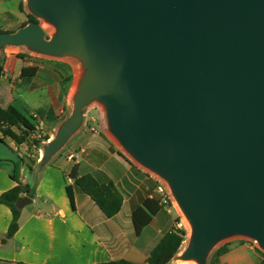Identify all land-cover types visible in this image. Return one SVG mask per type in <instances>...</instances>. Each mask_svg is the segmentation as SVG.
Segmentation results:
<instances>
[{"label": "water", "instance_id": "1", "mask_svg": "<svg viewBox=\"0 0 264 264\" xmlns=\"http://www.w3.org/2000/svg\"><path fill=\"white\" fill-rule=\"evenodd\" d=\"M37 21L0 32L81 66L46 164L98 104L126 157L168 185L190 227L179 261L235 239L264 253V0H24ZM41 23L53 28L47 36ZM22 198L18 207L29 203Z\"/></svg>", "mask_w": 264, "mask_h": 264}, {"label": "crops", "instance_id": "2", "mask_svg": "<svg viewBox=\"0 0 264 264\" xmlns=\"http://www.w3.org/2000/svg\"><path fill=\"white\" fill-rule=\"evenodd\" d=\"M26 15L24 0H0L1 31H16L27 20ZM3 50L6 53L7 48ZM26 51L11 59L6 55L0 63V105L12 106L24 115L36 114V127L48 140L36 149L29 143L17 145L5 139L12 156L0 151V196L17 185L31 193L21 196L30 202L20 208L18 230L11 238L6 233L12 215L7 206L0 204V264H100L118 260L147 264L151 251L175 228L176 212L164 207L154 209L148 224L135 233L132 214L145 201H156L151 198L156 182L107 134L95 105L84 112L96 114V126L83 123L48 163H41L43 146L53 139L58 123L71 112L73 68L68 61ZM26 67L37 68L29 81L21 78ZM69 75L72 78L64 90L62 83ZM31 95H38L41 102L34 104ZM37 110L43 114L40 116ZM74 167L79 177L89 174L99 184L115 187L122 198L117 214L104 217L96 204L78 190L70 177ZM67 186L72 190L73 205ZM223 245H227V251L217 264H259L261 260V251L245 239L225 241L215 250Z\"/></svg>", "mask_w": 264, "mask_h": 264}, {"label": "trees", "instance_id": "3", "mask_svg": "<svg viewBox=\"0 0 264 264\" xmlns=\"http://www.w3.org/2000/svg\"><path fill=\"white\" fill-rule=\"evenodd\" d=\"M22 10V5H21ZM27 20L21 25L25 26L29 22L37 21L33 16L26 15ZM3 32L4 31H1ZM6 33V32H5ZM18 58H24V55H19ZM1 63V61H0ZM3 68L0 65V77L2 76ZM37 72L36 67H26L21 71V78L25 81L31 80ZM71 76L66 77L62 83L64 90L71 81ZM40 116L43 111L37 110ZM38 136V137H37ZM5 139H10L17 145L32 144L36 149L39 148L42 141L48 140L47 136H42L41 131L37 129L35 120L32 115H24L16 108L8 106L3 108L0 105V144H4ZM70 177L74 180V185L78 190L87 195L99 208L104 217L110 218L117 214L122 204V198L115 187L109 184H99L91 175L86 174L78 176L77 169L74 167L70 173ZM67 195L70 203L73 205V194L70 186L66 187ZM31 195V193L23 186L17 185L14 188L4 192L0 196V204L7 206L10 209L12 218L8 227L6 237L11 238L18 230V219L20 208L18 207L22 195ZM152 205V206H151ZM136 209L133 214V223L135 233L139 234L144 226L150 221L151 215L156 209L162 208L158 201L147 200ZM155 209V210H154ZM145 210L149 212L146 213ZM145 215V216H144ZM178 219H176L177 222ZM187 231L184 228H173L166 233L160 242L151 251L147 264H171L173 259L180 251V247L185 240ZM227 251V245H223L212 252L209 263L217 264L219 257ZM100 264H131L125 260L115 262L100 263Z\"/></svg>", "mask_w": 264, "mask_h": 264}, {"label": "rangeland", "instance_id": "4", "mask_svg": "<svg viewBox=\"0 0 264 264\" xmlns=\"http://www.w3.org/2000/svg\"><path fill=\"white\" fill-rule=\"evenodd\" d=\"M41 26L43 28V30L45 31L46 35L47 36H50L52 33H53V28L45 23H41ZM49 27L51 28V30L49 29ZM6 53H4V50H0V61L3 62L4 59L6 58V55H8L9 59H11L13 56L12 55H15V54H20L22 51H26L25 48H22V47H5L4 49H6ZM27 52V51H26ZM61 60H64V61H68L71 65H72V68H73V73H72V76H73V79H72V89H71V93L72 91L74 90V85H75V81H76V78L78 76V78L80 77V74H81V66H80V63L76 60V59H72V58H63ZM73 95V94H72ZM71 95V96H72ZM30 100L34 102V104L38 103V102H41V99L38 97V95H31L30 96ZM95 107H99L98 104H94ZM17 106V105H16ZM99 111L101 112V108L99 107ZM83 117H84V122L83 123H94L95 126H96V123H97V120H98V117L96 116V114L93 112L91 113V115L89 114H86L85 112H83ZM90 117H92L94 120H91ZM100 120H101V123L102 125L104 124V121L102 119V116L100 115ZM61 123V122H60ZM57 125V128L59 126V124ZM104 126V125H103ZM111 137V136H110ZM113 139V138H112ZM114 140V139H113ZM114 142L117 144V142L114 140ZM118 146V144H117ZM119 147V146H118ZM120 148V147H119ZM121 149V148H120ZM0 151L2 153H5L7 156L8 155H11L12 156V152L9 148V144L6 143V144H0ZM122 151V150H121ZM123 152V151H122ZM124 153V152H123ZM177 212L178 213H181L180 209H177ZM182 214V213H181ZM183 215V214H182ZM184 217V216H183ZM177 219V218H176ZM184 220V219H183ZM187 230V228H186ZM189 235H190V231L187 230V235H186V242L183 243L179 253L177 255H180L181 252L183 251V249L185 248L187 242H188V238H189ZM222 244V243H221ZM220 245V244H219ZM215 250V249H214ZM213 250V251H214ZM212 251V252H213ZM211 256V255H210ZM210 256L208 258V261L210 259ZM177 257V256H176ZM174 258L173 259V264H181V261L177 260V258ZM208 261H207V264H208Z\"/></svg>", "mask_w": 264, "mask_h": 264}, {"label": "built area", "instance_id": "5", "mask_svg": "<svg viewBox=\"0 0 264 264\" xmlns=\"http://www.w3.org/2000/svg\"><path fill=\"white\" fill-rule=\"evenodd\" d=\"M32 117L34 119H36L37 115L32 114ZM151 175L155 179V182H156V187H155L154 192L151 194V198H153V199L155 198L158 201L159 205L161 207L166 208L168 211L176 212L178 220H177V222H175V227L176 228H184L186 230V226H185V223L183 220L184 217L181 213L177 212V209H179V208H178L176 202L174 201V198L170 192L168 185L166 184V182H164L162 179H160L156 175H154V174H151ZM185 240H186V238H185ZM185 240L183 241V243L186 242ZM245 240L247 241V243L252 248L259 250L256 242L249 240V239H245ZM183 243H182V245H183ZM182 245H181V247H182ZM181 247H180V249H181ZM261 253H262V257H261L259 264H264V253L263 252H261ZM171 264H173V262Z\"/></svg>", "mask_w": 264, "mask_h": 264}, {"label": "bare ground", "instance_id": "6", "mask_svg": "<svg viewBox=\"0 0 264 264\" xmlns=\"http://www.w3.org/2000/svg\"><path fill=\"white\" fill-rule=\"evenodd\" d=\"M49 29L51 30L50 27H49ZM77 81H78V76L76 78L75 85H74V90L72 91V94H74V92H75ZM183 219H184V223H185V226H186L187 230L190 231V227H189V224H188L187 220L185 218H183ZM181 264H196V263L193 262V261H181Z\"/></svg>", "mask_w": 264, "mask_h": 264}, {"label": "clouds", "instance_id": "7", "mask_svg": "<svg viewBox=\"0 0 264 264\" xmlns=\"http://www.w3.org/2000/svg\"><path fill=\"white\" fill-rule=\"evenodd\" d=\"M50 142V141H49Z\"/></svg>", "mask_w": 264, "mask_h": 264}]
</instances>
